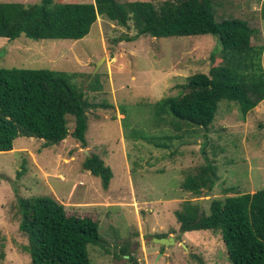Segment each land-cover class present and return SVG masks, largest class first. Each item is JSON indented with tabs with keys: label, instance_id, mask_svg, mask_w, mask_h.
I'll use <instances>...</instances> for the list:
<instances>
[{
	"label": "rangeland",
	"instance_id": "1",
	"mask_svg": "<svg viewBox=\"0 0 264 264\" xmlns=\"http://www.w3.org/2000/svg\"><path fill=\"white\" fill-rule=\"evenodd\" d=\"M138 1L157 5L164 0ZM212 2L216 21L258 19L264 41L260 16L264 0ZM128 25L121 27L100 16L88 35L77 41L0 38L1 67L78 73L73 81L78 88L83 86L89 102L114 106L88 111L85 146L67 137L43 147L42 140L21 136L14 140L12 151L0 153V264H30L24 249L27 239L18 230L17 198L35 196L54 198L68 216L97 222L102 244L87 247L90 264H127V256L120 253L124 247L137 264H228L217 232H181L174 212L186 202L198 205L202 200L204 213L212 199L264 190V100L244 118L234 103L220 101L206 132L184 123L175 127L177 121L164 114L156 117L153 105L186 92L181 85L187 77L207 74L210 54L220 48L210 35L141 36L118 42L135 34L132 23ZM259 40L253 37L251 42ZM96 76L101 89L86 92ZM72 122L68 120L69 129ZM166 137L170 139L165 148L154 146ZM93 154L113 173L106 190L98 178L82 170L85 158ZM207 163L216 167L211 191L200 196L183 191L185 176ZM155 234H169L174 245L159 248L150 241ZM152 248L169 256L159 258Z\"/></svg>",
	"mask_w": 264,
	"mask_h": 264
},
{
	"label": "trees",
	"instance_id": "2",
	"mask_svg": "<svg viewBox=\"0 0 264 264\" xmlns=\"http://www.w3.org/2000/svg\"><path fill=\"white\" fill-rule=\"evenodd\" d=\"M100 16L121 27L128 28L132 23L135 34L124 35L118 42H133L141 36L159 39L210 35L217 40L220 49L210 54L208 73L187 77L181 85L186 92L153 105L155 116H169L177 121L173 122L175 127L184 123L206 132L220 101L234 103L244 118L264 100L260 21H216L212 0H164L157 5L138 0L0 3V38L12 41L23 35L32 40L77 41L88 35ZM260 16L264 19V3ZM253 37L260 40L251 42ZM78 76L49 69L0 66V153L12 151L14 140L21 136L42 140L43 147L58 145L67 137L85 146L88 111L114 106L106 101L89 102L83 86L78 88L73 81ZM100 89L96 76L86 92ZM69 119L73 120L70 129ZM169 139L153 142L154 146L165 148ZM82 170L98 178L104 190L109 187L113 173L99 156L86 157ZM216 179L215 165L207 163L185 176L181 189L200 196L211 191ZM17 208L18 230L27 239L24 249L30 264H90L87 247L102 244L97 222L68 216L64 206L52 197H18ZM174 216L181 232H217L228 264H264V190L212 199L201 215L198 205L186 202ZM120 253L130 264H137L127 247Z\"/></svg>",
	"mask_w": 264,
	"mask_h": 264
},
{
	"label": "water",
	"instance_id": "3",
	"mask_svg": "<svg viewBox=\"0 0 264 264\" xmlns=\"http://www.w3.org/2000/svg\"><path fill=\"white\" fill-rule=\"evenodd\" d=\"M98 68V66L95 68V70L93 71V73L91 74V77L95 74L96 69ZM89 82V81H88ZM88 82L86 83V85L88 84ZM201 201H198V208H199V215L202 214V206H201ZM151 241L155 244H158L161 247H170L171 245H174V239L172 237H161V238H151ZM161 255V254H160ZM130 264V263H127Z\"/></svg>",
	"mask_w": 264,
	"mask_h": 264
},
{
	"label": "crops",
	"instance_id": "4",
	"mask_svg": "<svg viewBox=\"0 0 264 264\" xmlns=\"http://www.w3.org/2000/svg\"><path fill=\"white\" fill-rule=\"evenodd\" d=\"M133 1H135V0H133ZM151 236H152V235H151ZM151 236H150V241H151V238H152ZM174 241H175V240H174ZM151 243H153V242L151 241ZM157 246H159V245H157ZM160 247H161V246H159V248H160ZM147 249H151V248L147 247ZM150 251H153V253L156 254L157 257H159V258H160V257H166V256H169V252H167V253L163 252L162 255H160V254H159L160 250H157V249H156V251H155V250L152 248V250H150ZM157 253H158V254H157Z\"/></svg>",
	"mask_w": 264,
	"mask_h": 264
}]
</instances>
